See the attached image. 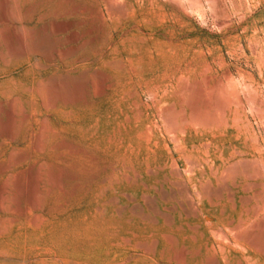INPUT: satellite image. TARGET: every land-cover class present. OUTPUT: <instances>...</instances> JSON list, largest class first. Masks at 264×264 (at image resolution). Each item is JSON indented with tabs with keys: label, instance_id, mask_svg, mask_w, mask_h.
Listing matches in <instances>:
<instances>
[{
	"label": "rangeland",
	"instance_id": "obj_1",
	"mask_svg": "<svg viewBox=\"0 0 264 264\" xmlns=\"http://www.w3.org/2000/svg\"><path fill=\"white\" fill-rule=\"evenodd\" d=\"M0 264H264V0H0Z\"/></svg>",
	"mask_w": 264,
	"mask_h": 264
},
{
	"label": "bare ground",
	"instance_id": "obj_2",
	"mask_svg": "<svg viewBox=\"0 0 264 264\" xmlns=\"http://www.w3.org/2000/svg\"><path fill=\"white\" fill-rule=\"evenodd\" d=\"M107 1V0H106ZM116 2V1H115ZM118 2V1H117ZM109 3H110V1H109ZM113 4V3H112ZM120 5V4H119ZM111 7H114V5L113 6H111ZM117 7H119V6H117ZM119 9V8H118ZM123 12V11H122ZM121 12V13H122ZM22 34V33H21ZM18 35V34H17ZM17 38V37H16ZM16 40V39H15ZM18 41V40H17ZM21 41H22V39H21ZM20 41V42H21ZM10 43V42H9ZM21 45V44H20ZM24 47V46H23ZM26 48V47H25ZM12 50V49H11ZM23 50H25V49H23ZM20 51V50H19ZM8 52V51H7ZM22 52V51H21ZM19 54V53H18ZM11 55H12V53H11ZM15 55V54H14ZM21 55V54H20ZM9 56V55H8ZM3 57V56H2ZM19 57V56H18ZM22 57V56H21ZM15 58V57H14ZM4 60V59H3ZM10 60V59H9ZM9 64V63H8ZM197 116V115H196ZM200 120V119H199ZM198 121V120H197Z\"/></svg>",
	"mask_w": 264,
	"mask_h": 264
}]
</instances>
